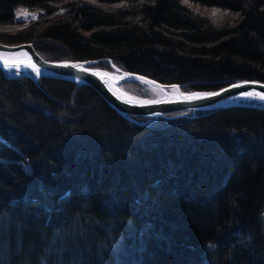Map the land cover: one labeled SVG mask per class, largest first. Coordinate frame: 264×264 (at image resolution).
Here are the masks:
<instances>
[{
  "label": "trees",
  "instance_id": "trees-1",
  "mask_svg": "<svg viewBox=\"0 0 264 264\" xmlns=\"http://www.w3.org/2000/svg\"><path fill=\"white\" fill-rule=\"evenodd\" d=\"M19 7L42 18L0 41L46 60L264 82V0H0V24ZM0 264H264V108L127 118L89 85L0 69Z\"/></svg>",
  "mask_w": 264,
  "mask_h": 264
},
{
  "label": "water",
  "instance_id": "water-1",
  "mask_svg": "<svg viewBox=\"0 0 264 264\" xmlns=\"http://www.w3.org/2000/svg\"><path fill=\"white\" fill-rule=\"evenodd\" d=\"M27 55H24V54ZM34 63L39 74L30 67L24 65ZM100 59L86 60H46L35 50L32 42H20L16 44L0 41V69L8 78L28 77L34 81L41 78H57L71 80L77 84H86L94 88L99 95L117 112L126 116L134 115L146 118H157L166 114L183 110H208L237 104V98L242 97V92L264 93V82L254 79H239L227 85L213 90H182L179 84H167L136 72L123 71L113 65L123 77L113 79L108 76L109 71L101 70L95 65ZM20 63V67H6L5 63ZM80 64L82 68L72 65ZM84 69H87L86 71ZM107 73V75H104ZM128 81L141 82L150 86L173 87L176 93L162 95L155 99H143L134 96L121 97L111 87L121 86ZM232 85H238L232 87ZM116 86V87H117ZM223 90V91H222ZM217 93L216 95H210ZM191 97V98H190ZM239 103V102H238ZM264 108V104L260 105Z\"/></svg>",
  "mask_w": 264,
  "mask_h": 264
},
{
  "label": "rangeland",
  "instance_id": "rangeland-1",
  "mask_svg": "<svg viewBox=\"0 0 264 264\" xmlns=\"http://www.w3.org/2000/svg\"><path fill=\"white\" fill-rule=\"evenodd\" d=\"M24 13H27L26 15ZM34 14L33 16H29L28 14ZM40 18H42L40 11L39 10H35V9H28V8H23V7H19L15 10V20H16V24L13 25H1L3 28L0 30V32H12L15 31L17 29H20L22 27L27 26L29 23L34 22L39 20ZM96 66V65H95ZM113 64H110V69H104V68H100L97 67L101 70H105V71H114V68L112 67ZM135 82V81H133ZM139 83L140 89L139 90H130L129 88H125L122 83L121 86H119L124 92H126L128 95L130 96H134L137 98H143V99H155L161 96L160 94V90L156 87H152L150 85L141 83V82H137ZM129 89V90H128ZM186 91V90H184ZM250 101H256V100H250ZM257 102V101H256Z\"/></svg>",
  "mask_w": 264,
  "mask_h": 264
},
{
  "label": "bare ground",
  "instance_id": "bare-ground-1",
  "mask_svg": "<svg viewBox=\"0 0 264 264\" xmlns=\"http://www.w3.org/2000/svg\"><path fill=\"white\" fill-rule=\"evenodd\" d=\"M29 16H34V14L33 13H31V14H28ZM3 27L2 26H0V30L2 29ZM107 77H111V78H113V79H120V78H122L123 77V75L118 71V70H115L114 69V71H109L108 72V76ZM117 86V85H116ZM116 86H114V87H111L112 88V90L117 94V95H119V96H121V97H127V93L126 92H124L120 87H116ZM152 87H154V86H152ZM157 88L160 90V92H161V94L162 95H172V94H174V93H176V89L175 88H173V87H170V88H167V87H162V86H157ZM129 96V95H128ZM250 100H256V101H250ZM237 104H243V103H245V104H248V103H250V102H255V103H258L259 105H263L264 104V100H261V99H259L258 97H239V98H237ZM239 102V103H238ZM188 111H191V110H188ZM124 116V115H123ZM132 116H134V115H126V116H124V117H127V118H131ZM135 117H139V116H135ZM133 119V118H132Z\"/></svg>",
  "mask_w": 264,
  "mask_h": 264
},
{
  "label": "snow or ice",
  "instance_id": "snow-or-ice-1",
  "mask_svg": "<svg viewBox=\"0 0 264 264\" xmlns=\"http://www.w3.org/2000/svg\"><path fill=\"white\" fill-rule=\"evenodd\" d=\"M183 2H184V3H188L189 0H183ZM217 12H218V10L214 9L213 12H212V15H213V16H216V15H217ZM24 14L26 15L27 13H24ZM33 18H35V17L33 16ZM24 55H27V54L25 53ZM5 66H6V67H17V68H19V67H20V63H16V62L11 63V64H9V63H5ZM24 66H25V67H30V68H32L33 71H36V72L39 74V70L37 69L36 65H35L34 63H31L30 60H29V62H28L27 64H25ZM72 66H73V67H76V68H82V67H83V66L80 65V64H76V65H72ZM84 70L86 71L87 69H84ZM104 75H107V73H105ZM237 86H238V85H232V87H237ZM173 87H175V86H173ZM222 91H223V90H222ZM216 94H217V93H211L210 95H216ZM240 95L243 96V97H258L259 99L264 100V93H260V92H255V91L242 92V93H240ZM190 98H191V97H190Z\"/></svg>",
  "mask_w": 264,
  "mask_h": 264
}]
</instances>
